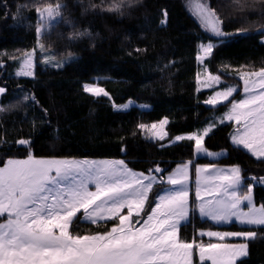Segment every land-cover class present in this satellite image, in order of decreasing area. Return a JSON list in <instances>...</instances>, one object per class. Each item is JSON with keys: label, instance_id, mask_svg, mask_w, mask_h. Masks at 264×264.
<instances>
[{"label": "trees", "instance_id": "trees-1", "mask_svg": "<svg viewBox=\"0 0 264 264\" xmlns=\"http://www.w3.org/2000/svg\"><path fill=\"white\" fill-rule=\"evenodd\" d=\"M204 1L229 34L223 43L201 29L185 0H0V87L6 90L0 94V166L28 154L38 159H122L145 174L159 166L164 171L153 174L165 177L193 161L239 166L246 183L251 176L264 178V160L230 142V123L205 137L209 151L225 152L215 160L194 159L192 141L166 145L176 135L202 130L229 106L208 107L202 102L205 93H196L199 43H217L207 67L239 88L235 74L264 68V0ZM49 5H59L60 15L38 41L54 58L73 59L54 69L42 65L37 55L33 76L18 77L14 70L37 43V10ZM94 82L108 96L83 90ZM127 101L148 109L113 108ZM162 119L168 121L166 139L146 138L139 125ZM20 139L29 144L19 145ZM164 186L155 185L150 197L155 199ZM253 196L256 205H264L262 185L254 187ZM191 217L179 231L184 240L191 241L197 230H252L257 235L247 241L248 255L236 264H264V226L215 225L194 212ZM116 223L80 219L70 231L104 233Z\"/></svg>", "mask_w": 264, "mask_h": 264}, {"label": "snow or ice", "instance_id": "snow-or-ice-1", "mask_svg": "<svg viewBox=\"0 0 264 264\" xmlns=\"http://www.w3.org/2000/svg\"><path fill=\"white\" fill-rule=\"evenodd\" d=\"M59 8L45 7L41 18L47 13L51 22L60 15ZM196 15L205 32L219 43L228 38L203 0L196 5ZM215 47L217 43L202 44L196 60L202 64ZM25 63L30 67V61ZM17 75L33 73L22 67ZM220 79L208 75L202 82L198 73L197 91L212 88ZM239 79L243 82L241 99L234 98L237 88L229 86L215 91L204 103L230 105L219 124H232L230 140L236 149L264 160V68L241 73ZM83 90L96 97L108 96L95 84L86 83ZM5 91L0 87V94ZM167 123L162 119L139 128L148 134L146 138L163 141L168 136ZM214 126L219 125L213 121L200 131L176 135L171 143L192 141L196 155L215 160L225 152H212L204 146ZM18 144L28 145L29 141L20 139ZM189 163L158 177L153 173H162L161 167L145 174L132 170L122 159H38L32 154L24 159L8 158L0 166V218H4L0 220V264H193L195 255L200 264H236L248 255L247 241L256 237L255 231H199V237L209 238L207 242L186 241L179 235L191 210ZM248 181L239 166L195 167V209L215 224L235 221L249 229L264 226V205L257 207L253 196L254 187L264 185V178L251 176ZM245 183L246 188L242 187ZM157 184L168 187L152 199L150 193ZM245 204L246 210L241 207ZM80 219L92 224L117 223L104 233L74 234L70 228ZM231 238L244 242L229 243Z\"/></svg>", "mask_w": 264, "mask_h": 264}, {"label": "rangeland", "instance_id": "rangeland-1", "mask_svg": "<svg viewBox=\"0 0 264 264\" xmlns=\"http://www.w3.org/2000/svg\"><path fill=\"white\" fill-rule=\"evenodd\" d=\"M200 2H201V0H185V6H186L188 12L198 21L199 24H200V21L197 18V15H196V5L198 3H200ZM203 5L206 6V7H208L207 6V3L204 0H203ZM51 6L53 8H55L57 5H51ZM45 7H47V6H44V7L39 8V11L37 10V13H36L37 14V18H36L37 19V26H36L37 43L35 45V48L30 53H28L24 57V59H22L19 62V64L17 65L16 69L14 70L15 75L18 76V77H28V78H31L33 76V75H31V76L17 75V72L21 71L22 67H24L26 70H29V71H31L33 73L34 66H35V63H36V56L37 55L41 58L42 65L48 66V67H51V68H54V69H60V68H62L67 62H69L71 59H73L72 56L62 57V58H54L53 55L51 54V52H49V51H43L42 46L39 43L38 39L58 19V17H56L55 19L51 20V22H49V17L47 15V13H44L43 14V18H41V13L43 12V10H44ZM200 27H201V24H200ZM37 28H41V32L38 33L37 32ZM201 29L205 32V30L202 27H201ZM206 33L211 35V33H208V32H206ZM262 42L264 43V36L262 38ZM207 43H212V42H201V43L198 44V47H197V55L200 53V46L202 44H207ZM36 52H38V53H36ZM29 54H31V56H29ZM207 59L208 58H206L202 64L196 60L197 65H198L197 66L196 77H197V74L199 73L200 76H201V81L202 82L207 79V76L208 75H217V74L212 73L208 69L207 64H206V60ZM26 61H30V67L28 66V64L25 63ZM205 69H207V71H205ZM256 72H258V71H256ZM243 73H245V74H251V73H254V72H250V73L243 72ZM240 74L241 73H237V74L234 75L240 81V88H239V86L237 84L229 83V82H226V81H223L222 79H220V83L214 85L212 88L202 87L200 89V91H197V80H196V93L197 94L205 93L204 100L202 101L204 105H206L208 107H218V106H220L222 104L217 105V106H212V105L205 104L204 101H206L211 95H213L215 91H223V90H226L227 87L232 86V87H236L237 88V92L234 93V95L237 94V93H239V91H240L239 96L237 98H235L236 100H239V99H241L243 97V92H242L243 82L239 79ZM248 78L255 79V77H251V76H249ZM91 84H95L96 85L95 82L94 83H91ZM125 104L128 105L127 108H123L122 107ZM125 104L116 105L115 107L113 106V108L115 110H127V109H129V108H131V107L134 106V107H137V108H139L141 110L148 109V107H146L144 105H136L132 101H127ZM229 108H230V105L227 107V109L224 111V113H222L221 115L215 116L209 123H212L213 121H215L217 125H219V126L220 125H223V124H219V118L222 117L228 111ZM226 123H228V122H225L224 124H226ZM208 124L205 127H207ZM216 127H218V126H214L213 129L216 128ZM169 142L166 145H168ZM193 144H194V142H193ZM244 151H246V150H244ZM219 152H221V151H219ZM193 155H194L195 159L206 157L204 155H196L195 152H194V148H193ZM206 158H208L210 160H213V159H211L209 157H206ZM217 158H219V157H217ZM44 159H73V158H44ZM90 160H118V159H90ZM194 166L197 167V166H201V165H199V164L198 165H194L193 163L191 165L189 164V188H190V182L195 183V179H194L195 178V171H194L195 167ZM262 186L264 187V185H262ZM208 221L211 222L212 224H215V223H213L210 220H208ZM232 222H234V221H232ZM215 225H222V224H215ZM223 225H227V224H223Z\"/></svg>", "mask_w": 264, "mask_h": 264}, {"label": "crops", "instance_id": "crops-1", "mask_svg": "<svg viewBox=\"0 0 264 264\" xmlns=\"http://www.w3.org/2000/svg\"><path fill=\"white\" fill-rule=\"evenodd\" d=\"M232 132H233V130H232ZM231 132V133H232ZM182 135H188V134H182ZM174 138L175 137H173L172 138V140H174ZM171 140V141H172ZM171 141L169 142V144H173V143H171ZM230 142H231V140H230ZM204 158H206V157H204ZM194 159H195V157H194ZM188 163V162H187ZM193 163V161L192 162H190L189 164L191 165ZM182 165V164H181ZM205 165H210V164H204V165H201V166H205ZM217 167H220V168H228V167H231V166H221V165H217V164H215ZM179 166V165H178ZM195 167V166H194ZM175 169V168H174ZM194 171H195V169H194ZM167 176V175H166ZM165 176V177H166ZM195 179V178H194ZM165 186L163 187V189L164 188H166V187H168V185H166V184H164ZM190 192H189V197H190V207H191V210H190V213H189V220L188 221H186L184 224H186V223H189L191 220H192V217H191V214H192V212H194V214H195V216H197L199 219H203V220H207L208 221V219L207 218H204V217H201L200 216V214H199V211L197 210V209H195V183H193V182H190ZM161 192H162V190L159 192V194H161ZM257 207H259L258 205H256ZM242 208H244L245 210H246V204L245 205H242L241 206ZM124 212L126 213V209L124 210ZM2 219H4V218H0V220H2ZM81 220H83V219H81ZM84 222H87V223H90V222H88V221H85V220H83ZM100 222H102V221H100ZM231 223H236L235 221L234 222H231ZM231 223H229V224H231ZM237 224V223H236ZM223 225V224H222ZM228 225V224H227ZM239 225V224H238ZM199 231H208V230H197L196 232H195V234H194V238L192 239V240H196V241H198V242H207L208 241V239L209 238H207V237H199V235H198V233H199ZM214 231H217V230H214ZM191 240V241H192ZM228 242L229 243H243L244 242V240L242 239V238H231V239H229L228 240ZM241 258H243V257H241ZM240 259V258H239ZM193 264H200V260H199V256L198 255H195L194 256V258H193ZM204 264H211V262L210 261H205L204 262Z\"/></svg>", "mask_w": 264, "mask_h": 264}]
</instances>
